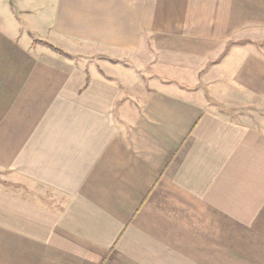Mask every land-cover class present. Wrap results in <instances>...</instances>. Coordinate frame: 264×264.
I'll return each instance as SVG.
<instances>
[{"label": "crops", "instance_id": "crops-1", "mask_svg": "<svg viewBox=\"0 0 264 264\" xmlns=\"http://www.w3.org/2000/svg\"><path fill=\"white\" fill-rule=\"evenodd\" d=\"M263 41L264 0H0V264H264Z\"/></svg>", "mask_w": 264, "mask_h": 264}, {"label": "rangeland", "instance_id": "rangeland-1", "mask_svg": "<svg viewBox=\"0 0 264 264\" xmlns=\"http://www.w3.org/2000/svg\"><path fill=\"white\" fill-rule=\"evenodd\" d=\"M10 6H11V4H10ZM11 10H12V6H11ZM36 42H38V43H36ZM43 43H48V42H46V41H43V40H41V39H33V45H40V46H45ZM50 44V43H49ZM262 44L264 45V41L262 42ZM233 46V43H229L227 46H226V49H225V51H224V53H223V55L222 56H225L226 54H227V51H228V49L230 48V47H232ZM46 48H47V46H45ZM55 47V46H54ZM55 48H57V47H55ZM49 49V48H48ZM57 49H59V48H57ZM51 50V49H50ZM61 52H63L61 49H59ZM52 51V50H51ZM65 53V52H64ZM66 54H68L69 55V59H85L86 61H88V62H90V63H93V64H95V65H99V63H101V62H103V61H107V62H109V63H111L112 65H117L118 63H120L121 65H123V66H128V60H121V59H115L114 57H111L110 55H106V54H100V53H98V54H95V55H88V56H84V57H77V56H74V55H72V54H69V53H66ZM61 56H63V55H61ZM65 58H68V57H66V56H64ZM118 60H120V61H118ZM100 66V65H99ZM144 72H148V70L147 71H144ZM121 77H123V78H125V79H127V80H130V79H132L131 78V73H129V72H127V73H125L124 75H122L121 74ZM146 79H147V76H146ZM146 82H147V80H146ZM201 89L204 91V92H207V86H201ZM228 91H230L231 93H233L234 92V89H233V87L232 86H230V89L228 90ZM207 99H208V101L211 103V104H213V105H215V106H217L220 110H222V111H225L226 109H225V107H223L222 105H219V104H217L215 101H212L208 96H207Z\"/></svg>", "mask_w": 264, "mask_h": 264}, {"label": "trees", "instance_id": "trees-1", "mask_svg": "<svg viewBox=\"0 0 264 264\" xmlns=\"http://www.w3.org/2000/svg\"><path fill=\"white\" fill-rule=\"evenodd\" d=\"M11 4H13V2H11ZM36 43H38V42H36ZM43 44L45 46H47V48L51 49L53 52H55V53H57L59 55H63V56H66V57L70 58L68 54H66L64 52H61L59 49L55 48L53 45H51L49 43H43Z\"/></svg>", "mask_w": 264, "mask_h": 264}]
</instances>
